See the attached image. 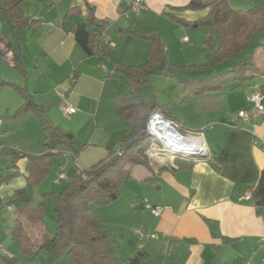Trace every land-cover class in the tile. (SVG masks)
Returning a JSON list of instances; mask_svg holds the SVG:
<instances>
[{"label":"crops","instance_id":"crops-1","mask_svg":"<svg viewBox=\"0 0 264 264\" xmlns=\"http://www.w3.org/2000/svg\"><path fill=\"white\" fill-rule=\"evenodd\" d=\"M190 1L144 0V12L134 18L124 0H24L20 4L21 12L31 20L24 27L14 26L5 19V10L0 7V36H7L20 55L24 69L22 73L0 57V80L25 88L37 105L48 110L52 124L71 137L75 156L87 155L98 163L134 130L132 124L116 113L112 82L115 63L144 64L150 49L146 37L156 33L160 34L166 53L174 51L175 45L185 51L195 48L199 42L190 27H199L198 22L207 12L174 10L186 7ZM70 11L73 13L69 15ZM165 14L180 17L187 24L177 23ZM78 22L86 23L99 41L109 44L111 60L84 53L72 31ZM140 42L143 50L138 53ZM119 45L132 62L128 63L127 57H116ZM107 62L112 63V70L107 68ZM256 67V72L246 81H234L231 90H224L222 86L219 91L193 95L191 101L183 102L193 106L194 122L179 118L173 109L163 106L169 117L186 129L184 134L193 133L203 138L209 158L192 167L180 166L175 160L167 166L130 167L132 179L122 185L119 199L110 205L124 242L120 249V254H127L124 258L141 252L147 264H264V214L259 213L252 202L241 200L256 187L264 169V117L259 119L261 123L235 119L240 111L251 112L252 104L248 99L256 93L263 95L264 106L263 51L257 53ZM72 75L76 78L74 83L69 80ZM3 87L12 88L21 99L12 100L16 102L13 118L24 114L18 113L24 98L14 87L1 85L0 90ZM59 92L66 93L77 109L76 114L71 118L64 116L61 122L49 117L51 105L45 103L46 97H50L55 101L53 107L58 106ZM3 95L0 96V116L5 120L4 113L14 110L9 97L4 99ZM221 119L226 122L220 123ZM16 124L14 120L4 121L0 154L5 149L21 155H42L49 150L47 131L41 151L33 152L21 143L13 144ZM204 125L209 128L201 130ZM41 129L44 130L42 126ZM59 164V159H54V167L47 175L53 174L56 183L61 173L57 174ZM28 166L29 160L24 155L0 156V206H7L6 210L12 214V222L7 225L9 234L16 224L14 211L19 204L14 201V194L29 188ZM37 191L40 196L41 189ZM155 206L171 209L155 216L152 213ZM99 215L103 222L106 212L100 214L99 209ZM133 228L156 233L159 239L140 243Z\"/></svg>","mask_w":264,"mask_h":264},{"label":"trees","instance_id":"trees-1","mask_svg":"<svg viewBox=\"0 0 264 264\" xmlns=\"http://www.w3.org/2000/svg\"><path fill=\"white\" fill-rule=\"evenodd\" d=\"M24 0H0V7L5 10V19L14 26H27L30 19L25 18L20 9ZM176 11H206V16L198 22L199 25L212 26L216 29L217 47L210 41L208 45L205 67L231 60L237 55L249 52L258 34L264 35V7L257 6L247 12L234 10L229 0H191L184 8H174ZM73 11L69 12V15ZM171 20L186 25L187 22L173 14H165ZM32 22L31 24H34ZM104 26V24H102ZM74 38L87 56H100L111 60L109 44L99 41L98 35L91 32L86 23H76L72 28ZM150 42L147 61L139 66H126L115 63V73L125 77L134 87L148 82L152 74H157L160 66L167 61L164 43L159 33L146 37ZM6 46L14 51L13 45L5 34L0 36ZM259 51L264 52V43L256 44L249 57L241 61L232 70L219 75L206 76L184 81V100L191 101L193 95H202L219 91L224 83L244 82L256 72V57ZM14 67L24 73L20 55L14 51ZM174 67V66H173ZM1 85H10L24 98L25 102L18 113L33 111L42 128L49 133L46 146L49 148L42 155L24 153L29 160L28 182L37 184L43 181L53 166V160L61 150L67 149L76 158L71 137L61 128L52 124L48 118V110L37 105L28 95L25 88L0 80ZM117 115L132 124L133 134L124 139L121 154L111 151L109 156L89 169L77 170L59 194H54L57 213L56 230L53 233L46 225L44 217L46 204L44 201L34 205V196L27 189L16 191L14 199L19 204L14 211L16 224L10 230L11 240L20 248L23 254H34L47 250L52 254L62 255L74 264H119L116 252V238L102 222L94 206L110 205L120 197V188L131 180L133 165H149L135 156L141 155L150 143L146 128L149 118L154 113H161L171 119L164 107L156 99L145 97L139 99L133 92L123 98H115ZM173 120V119H171ZM181 131H186L181 127ZM59 150V152H53ZM20 153L5 149L0 156ZM180 166L192 167L194 163L184 162L176 158ZM252 204L259 213L264 214V169L252 193ZM127 264H147L144 257L137 255L127 259Z\"/></svg>","mask_w":264,"mask_h":264},{"label":"rangeland","instance_id":"rangeland-1","mask_svg":"<svg viewBox=\"0 0 264 264\" xmlns=\"http://www.w3.org/2000/svg\"><path fill=\"white\" fill-rule=\"evenodd\" d=\"M229 4L234 10L247 12L257 6L264 7V0H229ZM133 14L134 13L131 12V15L134 18H136L135 17L136 15ZM137 19H141V18H137ZM190 29L193 32H195L194 34L196 35L197 41L199 42L197 43L195 48H193L190 51H185L181 49L179 45H175L174 51L167 52L168 55L166 54L167 68L165 66H160L157 74H152L148 78V82L139 86L138 89H134L132 84L125 77H122L117 73H115L113 75L114 79L112 82H113V86L115 87L116 97L118 99L123 98L133 90V92L136 94V96L139 99H144L145 97L151 98L153 100L156 99L159 105L166 106L167 108L169 107V109H173L172 111H174L175 115H178L179 118H186L194 122L196 118L195 117L196 112L194 111L193 106L183 103L184 90H185L184 81L203 78L206 76L219 75L220 73L228 72L232 70L236 65H238L242 60L247 59L249 57V53H251V51L253 50L256 44L264 43V35L258 34L255 38L254 43L251 46L250 51L241 53L239 54V56L237 55L238 57L235 59V61L228 60L218 63L214 67H205L208 64L207 53L209 51L206 42L212 41L213 44L217 45L216 29L212 26H207V25H199V27L197 28L190 27ZM140 40H144V39L140 38ZM121 43L122 42H120V45ZM142 44L143 43L140 42L137 45L138 53L143 50ZM120 45H119V50L115 52L116 57L118 59H123V57H127L126 58L127 62L128 63L132 62V60H130V57L127 56L126 52L121 51ZM172 65L176 67H173ZM222 86L224 90H231L232 87H234V82L233 83L227 82L224 83ZM3 88L4 89L0 90V96L4 94L3 95L4 99H8L9 97L8 101L11 102V108H13L14 110V112L11 111L9 112V114L5 112L4 113L5 120L4 118L3 120L6 123H11L12 120H14V122L17 123L16 124L17 127L15 126V128L13 129L14 130L13 144L18 145L21 143L24 145V147H28L33 152L38 151L40 148L42 149L43 148L42 142L48 136V133L41 129L40 122L38 121L33 111L27 113L24 112V114L20 116H16L15 117L16 119L13 118L15 116L14 107H16V102H12V100L21 101V99L15 94V91L12 88L10 87H3ZM57 92L58 91H56V93ZM54 102L55 101L51 100L50 97H46L45 99V103L47 104V106L51 105L49 108V117H55L57 121L61 122L65 119L64 114L61 112L59 106L56 105L53 107L52 103ZM206 128L208 129L209 125L206 126L204 125L200 129L202 130ZM194 131H199V130H194ZM151 143L152 142L150 140L149 145L144 150V153H141V155L136 154V152L132 154H135L137 158L141 159L146 164L157 165L158 163L155 160L156 158L154 159L155 156L152 155L153 152L151 151ZM59 150L61 151L54 157V159H59V162L62 165L60 166L59 164L57 166L58 169L57 174L62 172V170H64L67 179L59 183L58 182L56 183V180L54 179V175L51 174L49 177L47 176L40 183L37 184L29 183V188H28V191L34 193L35 195V199L33 202L34 205H36L38 201L45 202L46 213L44 220L47 227L53 233H55L56 222H57L54 194H59L62 191L63 187L69 182V179L73 177L75 171L77 170L76 165L78 163L81 169H89L92 166L96 165L98 161V160H94V158H90L87 155H83L82 157L76 156V158H74L73 154L67 149L60 148ZM159 157L161 158V156ZM162 157L166 158V156H162ZM52 167H54V165ZM38 188L41 189L40 196L38 195V191H37ZM9 204L11 203H7V205ZM12 204L15 209V202H13ZM110 205L94 206V207L98 215H99V209H100V214L101 212L102 213L106 212L107 216H104L103 223L107 227V229L114 234L117 240L116 251L119 257V264H127L128 258H124V255L127 256V254H120V249L121 247H124V242L121 237L122 235L120 234V231L117 228L118 225L115 224L116 217L114 213L111 211L112 209H110ZM6 209L7 206L4 207L0 206V212H1L0 264H74L69 262L64 256L52 254L47 250H41L38 251L37 253L30 255L23 254L20 251V248L11 240L9 234V226L7 225H10V223L12 222V214L9 213ZM133 232H134V228H133ZM2 250H5L7 253H9L10 257L4 254Z\"/></svg>","mask_w":264,"mask_h":264},{"label":"built area","instance_id":"built-area-1","mask_svg":"<svg viewBox=\"0 0 264 264\" xmlns=\"http://www.w3.org/2000/svg\"><path fill=\"white\" fill-rule=\"evenodd\" d=\"M125 5L128 9L133 12L136 16H141L145 10L144 0H124ZM184 41H187V38H184ZM14 51L6 46V44L0 40V57L3 58L6 62L13 64L14 60ZM70 82H75L76 78L75 75L70 77ZM58 100H59V108L61 112L64 114L65 117L71 118L74 114H76L77 109L71 104L69 101L68 95L64 92L58 93ZM263 95L261 93H256L252 97L248 99V101L252 104L251 112L240 111L236 116L235 119H243L246 121H258L262 117H264V106L262 104ZM4 125V120L0 116V134L2 132V127ZM146 131L148 135L151 137V151L153 152L152 155L155 156L154 159L159 165L167 166L172 161L176 160V154L174 149H183L185 151L196 150L203 154L204 156L209 158V151L205 146L204 140L201 136L197 134L189 133L184 134L181 131V125L174 122L171 119L165 118L161 113H154L148 120ZM191 134V135H190ZM175 135L178 139H186L192 140L191 143H185V145H178L176 146L167 145L166 143ZM203 141V143H202ZM264 147V144H263ZM53 152H59L58 150H54ZM115 152L117 154H121L122 149L121 146L116 147ZM168 154V155H167ZM161 156V158L159 157ZM166 156V158L162 157ZM161 159V160H160ZM162 161V162H160ZM67 177L65 173L61 172L58 174L57 182H61L66 180ZM253 190H250L245 193V195L241 198V200H246L252 202V193ZM170 210L169 207H157L155 206L152 209V213L155 216H160L164 210ZM134 233L140 243L145 242L148 239L158 240L159 235L143 228H135ZM4 254L10 257L9 253L5 250H2Z\"/></svg>","mask_w":264,"mask_h":264},{"label":"water","instance_id":"water-1","mask_svg":"<svg viewBox=\"0 0 264 264\" xmlns=\"http://www.w3.org/2000/svg\"><path fill=\"white\" fill-rule=\"evenodd\" d=\"M107 68L109 70H112L113 66L111 62H107ZM226 120L225 119H221L220 123H225ZM262 120H259L258 123H261ZM175 150V154H176V158L189 162V163H198V162H204L207 160V157L204 156L203 154H201L200 152L196 151V150H190V151H185V150H181V149H174ZM137 256L139 257H143V254L141 252L137 253Z\"/></svg>","mask_w":264,"mask_h":264},{"label":"bare ground","instance_id":"bare-ground-1","mask_svg":"<svg viewBox=\"0 0 264 264\" xmlns=\"http://www.w3.org/2000/svg\"><path fill=\"white\" fill-rule=\"evenodd\" d=\"M192 140H186V139H178L175 135H173L171 138H169V141L166 143L167 145L176 146L174 144L178 145H185V143H191ZM203 143V141H202Z\"/></svg>","mask_w":264,"mask_h":264}]
</instances>
